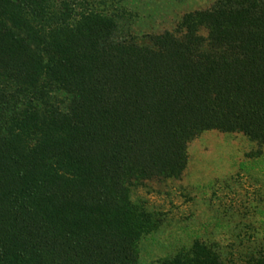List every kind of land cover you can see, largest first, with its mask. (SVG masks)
Segmentation results:
<instances>
[{
	"label": "trees",
	"instance_id": "trees-1",
	"mask_svg": "<svg viewBox=\"0 0 264 264\" xmlns=\"http://www.w3.org/2000/svg\"><path fill=\"white\" fill-rule=\"evenodd\" d=\"M121 2L0 0V264H141L159 220L137 189L202 133L264 144V0L142 36ZM161 264L227 263L196 241Z\"/></svg>",
	"mask_w": 264,
	"mask_h": 264
},
{
	"label": "rangeland",
	"instance_id": "rangeland-1",
	"mask_svg": "<svg viewBox=\"0 0 264 264\" xmlns=\"http://www.w3.org/2000/svg\"><path fill=\"white\" fill-rule=\"evenodd\" d=\"M218 0H122L123 36L174 31L184 15ZM189 163L177 179H158L134 199L159 220L139 244L141 264H161L203 241L227 264H251L264 256V144L243 134L209 131L188 147Z\"/></svg>",
	"mask_w": 264,
	"mask_h": 264
}]
</instances>
